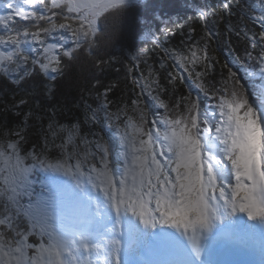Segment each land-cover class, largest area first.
Instances as JSON below:
<instances>
[{
  "label": "snow or ice",
  "instance_id": "snow-or-ice-1",
  "mask_svg": "<svg viewBox=\"0 0 264 264\" xmlns=\"http://www.w3.org/2000/svg\"><path fill=\"white\" fill-rule=\"evenodd\" d=\"M136 2L7 3L9 11L0 16V72L14 83L42 75L49 81L45 95H52L51 82L68 63L95 57L108 38L107 22ZM222 10L235 14L229 0ZM252 12L247 18L259 31L247 25L229 29L245 44V58L237 56L235 63L245 78L259 77L264 87V0ZM200 18L211 39L216 33L207 27V14ZM148 38L160 46L154 33ZM161 51L203 96L164 98L167 89L158 76L142 73L133 79L140 93L131 108L112 111L109 87L98 108L85 110L84 123H106L112 130L107 139L89 140L79 123L66 127L50 120L43 148L22 154L31 112L3 134L0 264H224L215 258L217 248L234 235H264V91L249 92L231 68L219 87L206 84L212 66L207 43H193L186 53ZM197 66L204 71L196 72ZM168 77L172 85L184 80L178 73ZM145 92L162 112L143 103ZM51 149H58L57 158H49ZM37 171L45 174L39 190L30 179Z\"/></svg>",
  "mask_w": 264,
  "mask_h": 264
},
{
  "label": "trees",
  "instance_id": "trees-1",
  "mask_svg": "<svg viewBox=\"0 0 264 264\" xmlns=\"http://www.w3.org/2000/svg\"><path fill=\"white\" fill-rule=\"evenodd\" d=\"M257 2L229 0L235 13L231 17L222 10L224 0H146L136 3L118 18L107 22L108 38L97 45L95 57L84 55L68 63L64 75L51 82L53 94L50 96L45 95L44 90V85L49 84V81L42 75L14 83L10 77L1 73L0 139L4 138V133L23 124L25 114L31 112L22 154L34 149L39 152L43 148V138L47 134L50 120L66 127L79 123L81 135L95 140L112 130L106 128V123H84L85 110L89 107L98 108L103 99L101 94L109 87L112 89L108 93L112 111L125 104L131 108V100L136 99V94L140 93L133 79H141L142 73L144 77L149 76V73L158 76L160 85L167 89L162 94L164 98L187 96L189 92L193 97L203 96L183 69L173 60L164 58L161 48H175L186 53L193 43L198 42L201 46L207 43L212 66L204 76L206 84L219 87L231 68L241 77V83L246 89H258L261 84L259 77L245 78L244 69L235 63V57L245 58V44L236 36L235 31L229 29L230 25L235 29L247 25L259 31V26L253 25L247 18L255 14L252 6L257 5ZM201 13L207 14V27L216 33L211 39L205 36L206 25L200 18ZM149 33H154L158 38L159 47L156 39L148 38ZM130 68L132 71H129ZM201 71L204 69L197 66L196 72ZM169 73L183 76V82L177 80L174 85L169 84ZM147 97L146 92L141 93L142 100ZM21 99L27 103L19 105ZM99 115L103 120V112ZM56 143H60V140L57 139ZM48 156L50 159L57 158L58 149H51ZM27 162L31 163L30 160ZM44 178L45 174L39 171L30 177L36 181L37 190L39 182Z\"/></svg>",
  "mask_w": 264,
  "mask_h": 264
},
{
  "label": "rangeland",
  "instance_id": "rangeland-1",
  "mask_svg": "<svg viewBox=\"0 0 264 264\" xmlns=\"http://www.w3.org/2000/svg\"><path fill=\"white\" fill-rule=\"evenodd\" d=\"M145 1H146V0H145ZM9 2L20 3L21 6H24L23 3H22V0H8L7 2H2V1L0 0V16H4V15H6L7 12L9 11V9H7V7H6L7 3H9ZM142 3H143V2H142ZM16 19H17V21H19V18H16ZM19 23H20V24H25V23H28V22H27V21H19ZM0 29L3 31L2 28H0ZM48 43H55V38H50V39L48 40ZM71 43H72L71 41H68V46H70ZM0 50H3L2 46H0ZM0 73H1V72H0ZM44 79H45V78H44ZM261 85H262V82H261V84H260V87H259L258 89H255V91L257 92L258 95H259L262 91H264V87H261ZM246 87H247V86H246ZM247 90H248L249 92H251L253 89L247 87ZM143 103H144L145 105H149V106H150V108H149L150 111L161 112V109H153V108L151 107V106L154 105L155 102L152 101V100L150 99V97H147V99L143 100ZM106 128L109 129V128L107 127V125H106ZM111 134H112L111 131H107V132L103 135V137H104L105 139H107L108 136H110ZM100 136H102V135H100Z\"/></svg>",
  "mask_w": 264,
  "mask_h": 264
},
{
  "label": "water",
  "instance_id": "water-1",
  "mask_svg": "<svg viewBox=\"0 0 264 264\" xmlns=\"http://www.w3.org/2000/svg\"><path fill=\"white\" fill-rule=\"evenodd\" d=\"M144 1H145V0H137L136 3L140 4V3L144 2Z\"/></svg>",
  "mask_w": 264,
  "mask_h": 264
},
{
  "label": "flooded vegetation",
  "instance_id": "flooded-vegetation-1",
  "mask_svg": "<svg viewBox=\"0 0 264 264\" xmlns=\"http://www.w3.org/2000/svg\"><path fill=\"white\" fill-rule=\"evenodd\" d=\"M0 33H2V30H1V29H0ZM1 73H2V72H1ZM1 73H0V74H1ZM2 74H3V73H2Z\"/></svg>",
  "mask_w": 264,
  "mask_h": 264
}]
</instances>
